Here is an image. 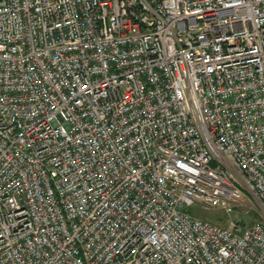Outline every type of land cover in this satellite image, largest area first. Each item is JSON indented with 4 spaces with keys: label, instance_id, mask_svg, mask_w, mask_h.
Here are the masks:
<instances>
[{
    "label": "built area",
    "instance_id": "built-area-1",
    "mask_svg": "<svg viewBox=\"0 0 264 264\" xmlns=\"http://www.w3.org/2000/svg\"><path fill=\"white\" fill-rule=\"evenodd\" d=\"M0 264H264V0H0Z\"/></svg>",
    "mask_w": 264,
    "mask_h": 264
},
{
    "label": "rangeland",
    "instance_id": "rangeland-1",
    "mask_svg": "<svg viewBox=\"0 0 264 264\" xmlns=\"http://www.w3.org/2000/svg\"><path fill=\"white\" fill-rule=\"evenodd\" d=\"M248 207H237L234 211V216L233 218L239 219L241 222L249 225L251 223H254L257 218H256V213L255 214H242V212H249ZM186 212L190 215L199 217L201 219H205L208 221H211L212 223L221 225L223 227H227L228 223L230 221V216L226 214L224 211L219 210V209H205L200 205H196L194 207H189L186 209ZM241 212V213H240ZM243 215V216H242ZM255 215V216H254Z\"/></svg>",
    "mask_w": 264,
    "mask_h": 264
},
{
    "label": "crops",
    "instance_id": "crops-1",
    "mask_svg": "<svg viewBox=\"0 0 264 264\" xmlns=\"http://www.w3.org/2000/svg\"><path fill=\"white\" fill-rule=\"evenodd\" d=\"M245 224V223H244ZM251 224H253V223H251Z\"/></svg>",
    "mask_w": 264,
    "mask_h": 264
}]
</instances>
